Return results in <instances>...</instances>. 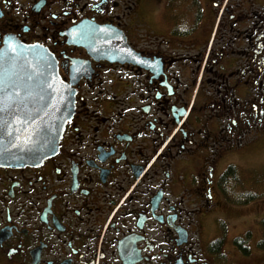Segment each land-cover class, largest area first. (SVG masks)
<instances>
[{
  "label": "flooded vegetation",
  "instance_id": "flooded-vegetation-1",
  "mask_svg": "<svg viewBox=\"0 0 264 264\" xmlns=\"http://www.w3.org/2000/svg\"><path fill=\"white\" fill-rule=\"evenodd\" d=\"M8 40L56 60L75 109L53 154L0 165V264L264 254V215L219 210L251 203L223 188L264 129V0H0ZM41 71L1 70V133L48 121Z\"/></svg>",
  "mask_w": 264,
  "mask_h": 264
},
{
  "label": "water",
  "instance_id": "water-1",
  "mask_svg": "<svg viewBox=\"0 0 264 264\" xmlns=\"http://www.w3.org/2000/svg\"><path fill=\"white\" fill-rule=\"evenodd\" d=\"M45 62L48 65H43ZM9 68L44 70V74L41 71L33 76L44 77L50 98L48 121L39 118L34 128L22 124L10 132H0V165L22 166L44 159L58 149L75 103L72 91L60 78L56 60L40 47L8 40L0 50V72Z\"/></svg>",
  "mask_w": 264,
  "mask_h": 264
},
{
  "label": "rangeland",
  "instance_id": "rangeland-1",
  "mask_svg": "<svg viewBox=\"0 0 264 264\" xmlns=\"http://www.w3.org/2000/svg\"><path fill=\"white\" fill-rule=\"evenodd\" d=\"M261 141L260 144L258 145H252L250 147H247L245 151H243V154L241 155V164H240V168H236V165L233 166V170L239 173V177L240 174L243 177V180L245 183H247L249 180L253 181V179L257 176L256 174H262L264 175V129L261 130ZM238 165V163H237ZM258 180H255L254 182H257ZM249 185V184H248ZM259 186H255L256 189H250L253 190L256 193H262L260 195V197L256 198L255 200L249 201L248 203H250L247 206H244V208H241L239 210H233L230 209L225 203L222 204L220 206V211L223 212L224 214H227L231 217H245V221L244 222H237L236 226L234 227L235 230L244 228L246 229V227L250 226L253 227L252 224V218L253 217H259V216H263L264 215V176L262 178V183L258 184ZM227 197V196H226ZM228 202L232 203V204H236L233 202V198L231 197H227ZM238 204H242V203H238ZM245 204V203H243ZM221 219L223 221L224 218L221 217ZM222 231L220 230V227L217 226V230L221 233H223L221 235V242L223 241L224 236L226 235L225 232V228L227 227L226 223H222ZM257 228V227H256ZM255 227H253L255 233L257 234V229ZM248 236L244 237V240H247ZM261 249L263 250V246L261 247ZM255 264H259L260 262H262L264 260V254L258 252V255H254L251 259Z\"/></svg>",
  "mask_w": 264,
  "mask_h": 264
},
{
  "label": "trees",
  "instance_id": "trees-1",
  "mask_svg": "<svg viewBox=\"0 0 264 264\" xmlns=\"http://www.w3.org/2000/svg\"><path fill=\"white\" fill-rule=\"evenodd\" d=\"M233 167H230L228 172L226 173L227 179L230 182L228 187L223 188L224 193L228 197L233 198V202L238 203H248L249 201L255 200L260 197L262 193H256L250 189H256L255 186H259L258 184L262 183L263 174H256L257 176L253 179V181L244 182L242 175L233 170ZM258 180L257 182H254ZM249 184V185H248Z\"/></svg>",
  "mask_w": 264,
  "mask_h": 264
}]
</instances>
